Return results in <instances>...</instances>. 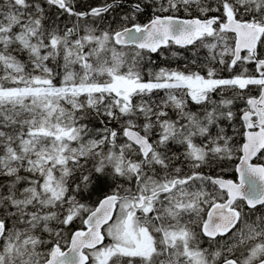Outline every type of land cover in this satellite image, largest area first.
Instances as JSON below:
<instances>
[{
    "label": "snow or ice",
    "instance_id": "1",
    "mask_svg": "<svg viewBox=\"0 0 264 264\" xmlns=\"http://www.w3.org/2000/svg\"><path fill=\"white\" fill-rule=\"evenodd\" d=\"M0 264H264V0H0Z\"/></svg>",
    "mask_w": 264,
    "mask_h": 264
}]
</instances>
